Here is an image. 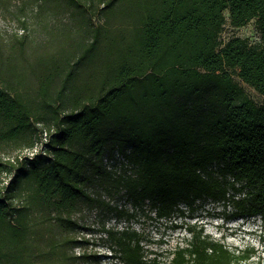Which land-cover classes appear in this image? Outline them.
<instances>
[{
	"label": "trees",
	"instance_id": "1",
	"mask_svg": "<svg viewBox=\"0 0 264 264\" xmlns=\"http://www.w3.org/2000/svg\"><path fill=\"white\" fill-rule=\"evenodd\" d=\"M20 2L40 20H74L61 28L57 49L30 62L36 100L7 78L27 48L26 16L18 15L23 32L0 65V150L44 143L33 156L0 155V264H36L43 253L33 246L35 227L69 229L83 202L123 216L125 208L92 189L149 202L162 217L206 198L264 217V100L235 78L264 95V0ZM228 19L234 27L254 19L259 42L223 41ZM186 228L185 243L167 253L170 264H263L251 247ZM112 238L121 264H163L135 229ZM72 243L51 238L45 256L71 264Z\"/></svg>",
	"mask_w": 264,
	"mask_h": 264
},
{
	"label": "rangeland",
	"instance_id": "2",
	"mask_svg": "<svg viewBox=\"0 0 264 264\" xmlns=\"http://www.w3.org/2000/svg\"><path fill=\"white\" fill-rule=\"evenodd\" d=\"M20 1L0 0V65L3 64L4 59H8L11 44L16 43L23 32L18 15L26 16L29 21L27 48L24 53L15 57V70L7 73V78L9 85L36 100L38 81L31 73L30 62L38 53L49 48L57 49L62 41L61 28H66L67 23L72 25L74 19H68L66 15L59 14L40 20L31 4L27 3L25 8H20ZM235 36L244 37L252 44L259 42L260 33L255 20H251L247 25L234 27L228 19L221 33V39L226 41ZM6 71L4 69V72ZM235 78L244 87L249 97L257 103L263 102V94L238 76ZM33 145L32 149L25 147L22 150L6 146L0 150V155L4 159H12L17 154L30 155L33 151L35 155L44 152V143L40 139ZM116 159L121 160L120 157ZM11 177V175H5L3 183H7ZM92 191L100 193L106 202L113 206L125 208L123 216H119L115 209H111L106 204L83 202L80 204V209L74 213L76 224L69 229L57 225L51 229L45 224L37 225L33 246L35 251L43 255L37 258L36 264H65L64 261L45 256L50 239L64 236L75 240V243L67 247L68 254L77 257L71 264H121L113 253L112 233L123 227L135 229L140 234L142 243L149 250L160 253L163 264H170L172 256H168L167 253L185 243V237L189 236L187 223L194 225L197 229L204 228L205 232L223 240L233 249L251 247L255 251L253 260L264 264V217L261 215L235 214L233 206L228 201L206 198L197 200V204L192 208L186 207L183 203L171 217H162L156 213L149 202L134 205L126 195L112 196L105 190L92 189Z\"/></svg>",
	"mask_w": 264,
	"mask_h": 264
},
{
	"label": "built area",
	"instance_id": "3",
	"mask_svg": "<svg viewBox=\"0 0 264 264\" xmlns=\"http://www.w3.org/2000/svg\"><path fill=\"white\" fill-rule=\"evenodd\" d=\"M32 149V148H31ZM34 155V152L33 151H31V153H30V156H33Z\"/></svg>",
	"mask_w": 264,
	"mask_h": 264
}]
</instances>
